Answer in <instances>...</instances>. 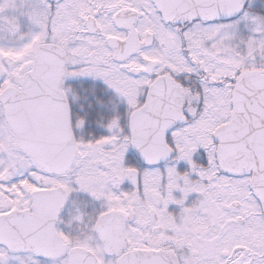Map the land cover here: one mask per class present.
<instances>
[{
  "label": "snow or ice",
  "instance_id": "1",
  "mask_svg": "<svg viewBox=\"0 0 264 264\" xmlns=\"http://www.w3.org/2000/svg\"><path fill=\"white\" fill-rule=\"evenodd\" d=\"M0 264H264V0H0Z\"/></svg>",
  "mask_w": 264,
  "mask_h": 264
}]
</instances>
